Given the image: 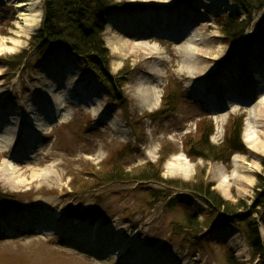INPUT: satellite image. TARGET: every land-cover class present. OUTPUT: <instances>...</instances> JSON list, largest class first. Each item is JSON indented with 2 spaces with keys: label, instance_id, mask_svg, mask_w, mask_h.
Returning a JSON list of instances; mask_svg holds the SVG:
<instances>
[{
  "label": "rangeland",
  "instance_id": "obj_1",
  "mask_svg": "<svg viewBox=\"0 0 264 264\" xmlns=\"http://www.w3.org/2000/svg\"><path fill=\"white\" fill-rule=\"evenodd\" d=\"M227 1L126 0L131 9L107 12L103 38L110 52L109 71L115 75L125 67L130 73L119 102L79 56L63 48L42 56L29 49L31 36L41 26L43 0H0V108H19L30 101L41 88L40 80L52 72H60L64 85L46 101L48 116L60 114L62 119L29 131L31 137L13 149L28 154L25 165L33 172H16L12 180L1 138L13 136L7 115L0 118V264H101L105 255L94 253L105 247L104 240L128 244L126 255L114 254L112 264H125L134 254L157 257L158 264H228V251L243 264H264L252 255L241 222L235 219L250 214L258 175L264 172V81L247 76L254 60L264 64V58L253 56L264 55V10L253 14L240 42L231 46L217 23L218 17L238 12L239 7H228ZM34 14H40L39 23L24 30V18ZM185 44L217 59L209 64L217 70L212 78L202 81L199 70L206 63L199 56L190 62ZM25 50L26 57L12 70L10 56ZM234 67L240 74L230 78L238 84L239 97L218 89ZM87 90L96 91L98 111L92 104L66 102L68 97L74 102L71 92L81 100ZM154 92L160 95L156 99L150 96ZM167 101L174 110L158 114ZM236 115L244 118V152L225 160L189 158L185 141L196 139L200 123L212 124L210 143L219 145ZM122 150L121 165L132 178L162 156L165 180L192 181L204 171L211 190L235 211L216 207L207 220L211 210L202 195L153 179L113 180L96 189L73 190L77 180L92 179L88 172L106 170L104 160ZM158 189L163 192L151 200ZM187 213L198 223L197 231L179 227ZM252 218L264 242V208ZM76 241L82 247L71 245Z\"/></svg>",
  "mask_w": 264,
  "mask_h": 264
},
{
  "label": "trees",
  "instance_id": "obj_2",
  "mask_svg": "<svg viewBox=\"0 0 264 264\" xmlns=\"http://www.w3.org/2000/svg\"><path fill=\"white\" fill-rule=\"evenodd\" d=\"M239 7L240 11L230 13L226 16L217 18V23L224 35L225 42L231 46H235L240 42L246 30L253 22V14L264 10V0H232ZM132 6L126 0H43V18L41 26L31 36L29 49H36L39 55H45L54 48H63L67 51H72L79 56L85 66L92 71L104 84L111 90L116 101L122 102L123 87L129 77V72L125 67L119 73L112 75L109 71L110 52L105 44L103 34L106 29L107 19L105 14L116 9L128 10ZM27 50L23 54L10 56L8 62L15 68L22 63L26 57ZM15 65V66H14ZM122 97V98H121ZM166 96L165 98H167ZM174 110L173 104L169 106L168 101L164 102L158 111V114H167ZM147 117L154 116L153 113H147ZM243 116L231 117L228 121L226 129V137L219 145L210 143V136L213 132L212 124H206L205 127H211L209 131L205 127H201L205 122L200 123L199 129L196 131L198 135L188 137L185 141L186 153L189 158H204L225 160L236 152H244L246 150L242 139L243 132ZM135 122L132 124L135 126ZM207 123V122H206ZM209 133H207V132ZM207 133V134H206ZM196 140L197 144H193ZM197 145V146H195ZM197 147V149H196ZM129 149L125 148V150ZM194 150L195 153H194ZM201 151V152H199ZM203 151V152H202ZM124 150L115 154H111L108 159L104 160L107 166L106 170L90 173L92 179L77 180L72 184L73 190L88 191L101 187L105 183L113 180H127L132 178L131 172L124 169L121 165L124 155ZM165 157L162 156L157 164L149 163L148 166L139 172L138 176L132 179L139 181L153 179L160 182L168 183L174 187H182L194 191L205 198L210 205V214L208 219L212 218L216 207L224 208L230 213L235 211L230 202L224 198L216 190H211L212 184L206 183L204 171H201L196 176V181L184 180H165L161 176V165ZM93 170V169H92ZM162 190H154L151 193V200L157 199ZM164 198L167 195L163 196ZM238 208V206H236ZM264 208V172L258 175V186L253 206L248 217L240 216L235 219L241 222L242 231L247 242L251 247L252 255L260 262H264V242L262 234L258 228L256 218H252L254 212H259ZM237 222V223H239ZM243 223V224H242ZM186 227L192 232L198 230V223L193 220V216L187 213L185 223L179 227ZM176 229L173 234H175ZM227 254L228 264H243L229 253Z\"/></svg>",
  "mask_w": 264,
  "mask_h": 264
},
{
  "label": "bare ground",
  "instance_id": "obj_3",
  "mask_svg": "<svg viewBox=\"0 0 264 264\" xmlns=\"http://www.w3.org/2000/svg\"><path fill=\"white\" fill-rule=\"evenodd\" d=\"M228 7H234L235 4L231 3L230 0L227 2ZM24 5V4H22ZM119 12L120 10H116ZM40 21V14H34L30 18L25 17L24 22L22 26L24 30L28 31L35 27ZM184 53L187 56V59L190 62H195L196 57L199 56L201 61L206 63V66L202 69H200V73H202V81L209 80L213 77L214 74L217 73V70H211V66L209 64L217 63V59H214L210 56H208L207 52H203L202 54L199 53L198 49L195 47L190 46L189 44H185ZM256 60L261 61V58H264V55H261L259 53H255L253 55ZM255 60L252 62L251 67L247 71V76L250 78L255 79L258 83H262L264 81V64H257L254 63ZM213 69V68H212ZM195 70L191 71V76L195 75ZM240 72L236 69V67L233 68V70H229L225 73L226 77L223 78V80H220V85L218 87L219 91L229 93L231 96L239 97L238 94L237 85L233 84L232 76L239 75ZM228 78H230L228 80ZM239 79V78H238ZM62 76L60 72L58 74L56 73H50L46 75L41 82V88L39 89L38 93H34L31 95L30 101H24L23 104L19 108H7L4 111L0 108V118H4V115H7V129L8 132L13 136L12 139L6 140V137L3 136V139L1 138V141H4L3 147V153L7 154V159L4 161L5 169L7 171L8 178H12L14 173L20 172V175H27L29 170L31 172L32 169L28 168L29 166L25 165V156L28 155L24 153L23 151H16L14 152V147L17 146L18 143L21 142V140H27L30 136L29 131L33 132L35 129H41V127H45L47 125L52 124L57 119L61 120L62 116L59 114V116L56 117H49L50 114L49 106L46 103V101L54 96V92L57 90H60V88H64V85L62 86ZM61 83V84H60ZM82 92L83 98L81 100H78L77 94H74L71 92H68L70 94V97L74 95V102L72 103L71 99L68 97L67 103L70 104H78L82 102L86 107L93 108L95 111H98L99 105H96L93 101V98L95 95H97L96 91L93 90ZM150 96L153 99L158 98L160 95L156 92L150 94ZM54 98V97H53ZM2 102L0 101V104ZM220 112V111H219ZM22 148V147H21ZM23 150L26 151V149L23 147ZM19 167V168H18ZM34 178V176H33ZM12 180V179H11ZM77 224L79 223V220H76ZM106 243L105 247L96 248L99 250V252L94 253L97 257L105 255V259H101V264H112L111 258L113 255L117 256H124L126 255L127 246L126 243H121L119 245H113V243H108L107 240H104ZM99 242V241H98ZM79 243V244H78ZM74 247L80 248L82 247V242L76 241L75 243H72ZM103 254V255H102ZM150 257L146 255H129V259L125 264H158L157 257Z\"/></svg>",
  "mask_w": 264,
  "mask_h": 264
},
{
  "label": "water",
  "instance_id": "obj_4",
  "mask_svg": "<svg viewBox=\"0 0 264 264\" xmlns=\"http://www.w3.org/2000/svg\"><path fill=\"white\" fill-rule=\"evenodd\" d=\"M72 54H74L72 51H71Z\"/></svg>",
  "mask_w": 264,
  "mask_h": 264
}]
</instances>
